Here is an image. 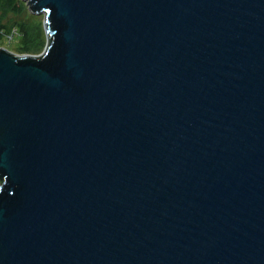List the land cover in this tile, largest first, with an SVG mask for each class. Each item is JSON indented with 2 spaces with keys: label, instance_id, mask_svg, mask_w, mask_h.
<instances>
[{
  "label": "water",
  "instance_id": "95a60500",
  "mask_svg": "<svg viewBox=\"0 0 264 264\" xmlns=\"http://www.w3.org/2000/svg\"><path fill=\"white\" fill-rule=\"evenodd\" d=\"M25 1L0 264H264V0Z\"/></svg>",
  "mask_w": 264,
  "mask_h": 264
},
{
  "label": "rangeland",
  "instance_id": "374dc122",
  "mask_svg": "<svg viewBox=\"0 0 264 264\" xmlns=\"http://www.w3.org/2000/svg\"><path fill=\"white\" fill-rule=\"evenodd\" d=\"M18 2L20 3V6L22 4L20 10L7 9L5 14L1 16L2 19L0 21V26H3V28L0 27V30L5 31V33L0 31V33H2L1 34L2 36L0 35V47H4L9 51L17 54H27V52L23 50H19V48L22 46L20 45L22 41L19 33L20 32L19 24L20 23L34 24L36 22H41L43 32L44 34H46L43 25L44 15L42 13L41 14L32 13L29 10V7L25 0H18ZM6 28H8V30H6ZM45 45L42 47V49L39 52L37 51L36 53H31V54H41V52L44 50Z\"/></svg>",
  "mask_w": 264,
  "mask_h": 264
},
{
  "label": "trees",
  "instance_id": "16d2710c",
  "mask_svg": "<svg viewBox=\"0 0 264 264\" xmlns=\"http://www.w3.org/2000/svg\"><path fill=\"white\" fill-rule=\"evenodd\" d=\"M21 6L18 0H0V21L2 19L1 16L5 14L7 9L20 10ZM0 27L3 28V26ZM6 30H8V28H6ZM19 30L20 38L22 41L20 43V45L22 46L19 48V50H23L29 54L36 53L37 51L39 52L47 42V36H45L46 34H44L43 32L41 22H36L34 24L20 23ZM0 31L5 33V31L3 30ZM1 34L2 33H0V35Z\"/></svg>",
  "mask_w": 264,
  "mask_h": 264
}]
</instances>
